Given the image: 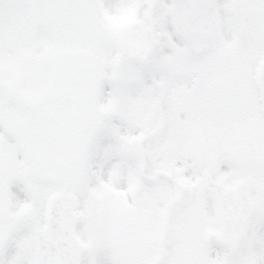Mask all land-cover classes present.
<instances>
[{
    "label": "snow or ice",
    "instance_id": "snow-or-ice-1",
    "mask_svg": "<svg viewBox=\"0 0 264 264\" xmlns=\"http://www.w3.org/2000/svg\"><path fill=\"white\" fill-rule=\"evenodd\" d=\"M0 264H264V0H0Z\"/></svg>",
    "mask_w": 264,
    "mask_h": 264
}]
</instances>
